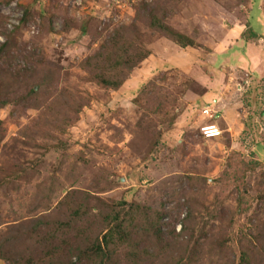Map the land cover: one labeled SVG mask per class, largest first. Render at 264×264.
Instances as JSON below:
<instances>
[{"label": "rangeland", "instance_id": "374dc122", "mask_svg": "<svg viewBox=\"0 0 264 264\" xmlns=\"http://www.w3.org/2000/svg\"><path fill=\"white\" fill-rule=\"evenodd\" d=\"M115 215L107 264H264V0H0V264H101Z\"/></svg>", "mask_w": 264, "mask_h": 264}, {"label": "trees", "instance_id": "16d2710c", "mask_svg": "<svg viewBox=\"0 0 264 264\" xmlns=\"http://www.w3.org/2000/svg\"><path fill=\"white\" fill-rule=\"evenodd\" d=\"M150 24L152 26H157L160 30H163L162 32L166 38L174 41L176 44L180 45L181 47L192 46V44H193V42L190 38L183 36L181 34L175 33L172 29L168 28L166 26L167 24L163 21H154L152 18L150 21ZM110 42L114 43V45H118V43H116L112 39ZM111 47H113V45H111ZM102 49H103V47H102ZM127 52H128L127 50L124 51V53L126 54L125 57L127 58L126 61L122 56H120L119 58H116L114 60H112L111 57L109 56V58L107 60L108 62L110 61V64H108V66H107L108 69H106V70L101 69V72L94 73L93 78L96 80L95 82L98 84H101V86H103V87L114 88V87L120 85L122 82V79H119V77H117L116 75H113L114 73H112V72H113V70H115L119 67H122L124 64H126V62L130 58V56H128ZM101 53H102V51H101ZM139 54H141V53H139ZM145 54H146V51H143L141 56H145ZM96 56H98V59H100L99 61H102V59L105 60V58H101L99 51H98V53H95V55H93L92 57L86 58L83 61L82 66L86 68L88 73H91L93 70H97L99 67L94 61ZM33 136H35V135L31 134V133H30V135L25 134L26 138L25 139L21 138L22 140H18L15 143V147L9 146V152L11 150V152L13 151V153H14V151L16 150V147H18V146H16L17 143H20L21 145L26 146V147H33V148L36 147L35 144L31 142L34 138ZM17 163H19V161ZM15 164L16 163H14L12 165V167H10L11 170H13L14 172L15 171L16 172L17 171L25 172V169L21 165H15ZM2 185H4V183H2ZM110 219H111V221H108L109 224L106 225L105 230L103 231L100 239H97L95 244L91 245L90 251L82 252V251H79L77 249V252L74 253L73 255H71V257L72 256L77 257L79 262H87L88 260L92 261V259L96 260V259L102 258L103 260L101 259V264L102 263L107 264L112 257L111 256L112 252H111L110 246L112 244H114V238L120 237L119 241H121L122 244L125 243V240H126V236H125L124 240L122 238V236H124V234H125V232H124L125 226L123 224V222H125V220L123 221L122 219H119L118 215H115ZM38 224L39 223L37 222V224H36L37 228H38ZM153 228H154L155 234L160 236L159 229H157V227H155L154 225H153ZM34 263L35 262H32L30 258L26 261H24L22 259L21 260L19 259L16 261H9L8 260V264H34ZM99 263H100V261H99ZM69 264H72V263H69Z\"/></svg>", "mask_w": 264, "mask_h": 264}, {"label": "built area", "instance_id": "2783aa9c", "mask_svg": "<svg viewBox=\"0 0 264 264\" xmlns=\"http://www.w3.org/2000/svg\"><path fill=\"white\" fill-rule=\"evenodd\" d=\"M202 111L203 114H207L210 111L209 106H206ZM199 133L204 139H212L221 136L222 130L217 124L210 123L199 127Z\"/></svg>", "mask_w": 264, "mask_h": 264}, {"label": "crops", "instance_id": "0c3cea01", "mask_svg": "<svg viewBox=\"0 0 264 264\" xmlns=\"http://www.w3.org/2000/svg\"><path fill=\"white\" fill-rule=\"evenodd\" d=\"M216 116H217V117H219V116L221 117L222 115H221V114H219V113H217V114H216Z\"/></svg>", "mask_w": 264, "mask_h": 264}, {"label": "clouds", "instance_id": "9594fccd", "mask_svg": "<svg viewBox=\"0 0 264 264\" xmlns=\"http://www.w3.org/2000/svg\"><path fill=\"white\" fill-rule=\"evenodd\" d=\"M220 137V136H219ZM216 138H218V137H216Z\"/></svg>", "mask_w": 264, "mask_h": 264}]
</instances>
